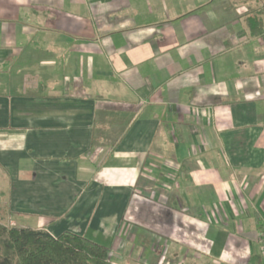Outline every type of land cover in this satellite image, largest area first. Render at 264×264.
Masks as SVG:
<instances>
[{"label":"crops","instance_id":"crops-1","mask_svg":"<svg viewBox=\"0 0 264 264\" xmlns=\"http://www.w3.org/2000/svg\"><path fill=\"white\" fill-rule=\"evenodd\" d=\"M259 4L0 0L1 221L117 264H263Z\"/></svg>","mask_w":264,"mask_h":264},{"label":"trees","instance_id":"trees-1","mask_svg":"<svg viewBox=\"0 0 264 264\" xmlns=\"http://www.w3.org/2000/svg\"><path fill=\"white\" fill-rule=\"evenodd\" d=\"M247 17L250 36H264V0ZM0 191V212L2 207ZM258 257L254 258L256 262ZM0 264H117L107 248L84 235L64 230L51 235L46 229L7 225L0 219Z\"/></svg>","mask_w":264,"mask_h":264},{"label":"built area","instance_id":"built-area-1","mask_svg":"<svg viewBox=\"0 0 264 264\" xmlns=\"http://www.w3.org/2000/svg\"><path fill=\"white\" fill-rule=\"evenodd\" d=\"M258 237H259L260 245L264 249V220L261 221V226H260V229H259V232H258ZM166 252H167L166 247H163V249L161 251L162 255L165 256ZM262 261H263V264H264V259Z\"/></svg>","mask_w":264,"mask_h":264},{"label":"rangeland","instance_id":"rangeland-1","mask_svg":"<svg viewBox=\"0 0 264 264\" xmlns=\"http://www.w3.org/2000/svg\"><path fill=\"white\" fill-rule=\"evenodd\" d=\"M260 5H261V3L259 4V6H258L256 9H258V8L260 7ZM256 9H255V10H256ZM255 10H254V11H255ZM254 11H253V12H254ZM253 12H252V13H253ZM14 220H15V219H14ZM4 223L7 224V225H13V223L5 222V220H4ZM14 225H15V224H14Z\"/></svg>","mask_w":264,"mask_h":264}]
</instances>
